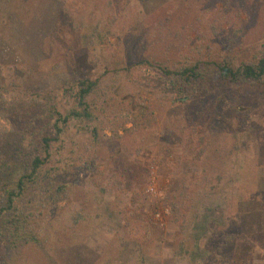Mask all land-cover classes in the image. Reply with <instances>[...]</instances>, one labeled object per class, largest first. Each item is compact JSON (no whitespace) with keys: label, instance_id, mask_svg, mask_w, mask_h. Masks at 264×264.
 Listing matches in <instances>:
<instances>
[{"label":"rangeland","instance_id":"rangeland-1","mask_svg":"<svg viewBox=\"0 0 264 264\" xmlns=\"http://www.w3.org/2000/svg\"><path fill=\"white\" fill-rule=\"evenodd\" d=\"M90 1L0 0V67L9 70L0 79V138L14 136L23 153L30 154L32 140L22 133L39 131L52 109L65 114L74 106L71 95L76 88H67L81 78H98L105 97L145 107L149 121L133 124L124 110L111 112L116 134L111 136L102 119L98 141L91 142L88 133L70 119L60 135L62 148L58 150L54 143L42 168L51 184L48 180L39 184L16 203L20 213L30 215L29 227L38 236V244L13 249L0 241V264H99V257L112 247L110 240L118 243L120 238L126 241L124 251L115 252L118 259L113 264H191L182 250L193 249L192 220L216 203L223 207L226 226L213 228L205 238L204 249L221 245L217 252L212 251L211 260L200 264H264V84L235 85L214 76L194 93L177 95L164 89L153 63L140 61L145 57L163 60L169 55L177 60L198 58L206 69L203 61L209 55L240 53L236 47H243L241 54L256 50L264 29V0H230L222 24L214 31H203L202 40L196 34L201 31H189L187 37V23L198 30L215 24L208 1ZM87 6L107 7L106 20H111L110 12L116 20L109 32L107 22L99 21L96 32L100 38L91 35L89 42L79 44L76 34L82 30L73 33L67 29L87 18ZM165 8L174 13L167 39L171 36L176 45L186 44L167 55L162 52L165 45L155 40L163 30L157 18ZM139 9L141 19H137ZM234 12L239 14L233 16ZM198 13L202 27L195 20ZM58 20L65 24L54 26ZM182 21L185 31L178 28ZM152 40L154 44L145 46ZM99 94L96 91L87 97L91 107L104 99ZM92 149L95 156H89ZM64 157L69 163L65 172L61 169ZM90 159L93 164L86 169ZM118 164L128 175L119 172ZM11 165V170L1 174L5 183L14 181L23 170L22 162ZM149 166L156 174V194L152 195L145 191ZM79 182L81 189L77 188ZM100 186L103 192L98 207L109 204L120 210L116 214L121 224L119 237L115 239L116 232L102 222L109 218L91 220L90 215L84 223L91 230L71 236L70 228L62 229L54 201L57 199V207L66 203L73 210L82 206L81 214L90 213L84 207L90 199L87 202L84 194L89 189L98 192ZM70 187L74 194L65 202ZM172 197L183 220L175 221L169 202ZM211 199L213 203H209ZM163 206L169 214L158 225L152 214ZM255 233L256 240L250 236L248 241H239Z\"/></svg>","mask_w":264,"mask_h":264},{"label":"trees","instance_id":"trees-1","mask_svg":"<svg viewBox=\"0 0 264 264\" xmlns=\"http://www.w3.org/2000/svg\"><path fill=\"white\" fill-rule=\"evenodd\" d=\"M93 1L94 0L90 2ZM138 1L139 3H141L144 0ZM204 1H208L212 7L211 12H209L208 10L207 11L210 13L211 18L214 19L215 24L207 25V30L205 29V27L204 30H198L197 28L191 26V23H187V37L189 31H201L196 34L199 39L202 40L204 34L203 31H206L207 33L209 30L214 31L216 30V28H219V26L222 24L221 22H223L224 20V12L230 11V0ZM90 2H88V5L90 4ZM217 4H219L220 6L218 7ZM107 6H110V2H107ZM169 8L163 9L160 17L157 18V25L163 27V30L161 31V33L163 34L160 33V36L155 37V40H159L161 44L165 45L164 49L162 50L164 55H167L168 53H174L178 46H180L181 48L183 46H186V44L176 45L174 39L171 36L169 39H167L168 35H170L168 25L170 23L172 15H174L173 11ZM108 10L109 9L107 7L94 8L91 6H87L85 12L87 18L85 20H79V22L77 23L78 25H72L71 23L67 29L69 32L73 33L75 30L77 32L82 30V33L76 34V43L84 44V40H87L91 35L100 38V34L96 32V29L99 21L101 20L107 22V27L105 26L107 32H109V30L113 28L112 24L116 20V17H114V15L110 12V17L112 16L111 20H106L107 15H105V13L108 12ZM136 12L140 13L141 11L139 9ZM142 12L137 15V19H141L139 17L142 15ZM238 14V12H234L233 16H236ZM199 15L200 14L198 13L195 20L196 22H198L199 26L202 27L204 26V24L201 22L202 20L199 18ZM69 21L72 22L71 18H69ZM64 24L65 21H62L60 23V20H58L57 23L55 22L54 26ZM178 24H180V26L178 27L180 31H185V23L182 21ZM44 38L45 36L42 38V40ZM160 39L162 40L160 41ZM155 40L146 42L145 46H149L152 43L154 44ZM87 42L89 41L87 40ZM40 44V50L42 53H44L46 50L43 49L42 43ZM236 48L241 52L237 54L230 52L220 53V55H217V57H212L210 55L206 57L203 61L204 66H207L206 69L201 68L202 61H200V59L198 58H191L190 60H186L183 57L182 59L177 60L176 58L171 59L169 55L163 60H152V58L145 57L140 61L148 64L150 62L153 63L155 65V68L163 78L162 80L164 81V89L168 90L170 93H175L177 95L182 94L184 91L194 93L197 89H199L198 87L200 86V84L209 81L210 78L214 76L225 82H229L235 85L252 86L260 85L261 83L264 84V29L262 31L261 39L256 50H248L246 54H241L243 47ZM237 49H234L233 51L237 52ZM240 57H242V59L238 60ZM8 71L3 67H0V79H3L7 75ZM70 85L71 86L70 88H67V91H69V89H72L73 86H75L76 88L75 92H73V94L71 95V98L74 100V106L70 107V109H68L65 114L60 113L57 109H52V113L47 117L45 125L41 127L39 131H37L36 133L32 131L30 133H22V135L24 136L29 135L32 140L30 154L23 153L22 149L20 148L21 146L16 145L17 142L14 136L11 137L10 134H4L0 138V241L3 242L6 246H10L13 249H15L18 245L25 244V248H28L27 246L31 247L38 244V236L33 233L29 227L30 223L28 217L30 215L20 213L17 209L16 203L21 201L22 199H26L28 194H30V192L33 191L39 184L42 185L47 180V182L51 184V181L49 180V178H47V171L43 170L42 168L49 160L52 145L54 143H57V149L59 150L62 148L60 135L70 119L78 124L79 129L83 133H88L89 137L91 138V142L93 140L95 142L98 141V127L104 126L100 125L102 119L107 122L106 127L111 129V136H114L116 134L115 123L112 121V118L109 115L111 112L124 110L127 115H130L131 122L133 124L137 123L141 125L142 122L149 121V118H147V111L145 107L133 103L123 105L122 102L118 101L111 95L105 97L104 93H102V91L98 88V78L76 79ZM96 91H100L99 96H103L104 99L100 100V102L91 107V104L88 101L87 97L90 94L96 93ZM49 119L52 121H49ZM120 127H122L123 131H126V129H124L123 127V124H120ZM69 152L71 158L73 154L72 149L69 150ZM89 156H95V149H92L91 155ZM65 158L68 157L63 158L64 162L61 165V169L63 172L66 171L69 165L67 159ZM20 162L23 163L22 172L11 183H5L1 174L7 170H11V168L13 167L11 164L15 166ZM90 164H93L91 159L85 165L86 169L90 168ZM117 166L121 168L119 169L121 170L119 171L121 172V174L128 175L127 169L123 168V166H121L120 164H118ZM82 186L83 185L80 184V182L77 184L78 189H81ZM70 188L71 189L68 192L65 191V202L70 200L68 195L72 196L74 194V188ZM98 189V192H94L89 189L84 194V196H86L87 202L88 199H90V202L84 205V207H86L87 209H91L90 213L81 214L79 213V210L80 208H82V206L79 209L73 210L70 205L66 203L63 207H57V199L54 201L55 204L53 205V207L58 208L57 216H59L61 219L59 220L61 221L62 229L70 228L71 236L74 237L80 232L91 230L92 227L84 223V221H86V219L88 218L87 215H90L89 218H91V220L92 218L98 216L103 217L104 220L109 218L108 220L102 222L111 226L112 229L116 232L114 233L115 239L119 237L117 235V228L120 227L121 224L119 223L118 216L116 217V214L117 211L120 210H116L109 204H104L99 208L98 205L102 198L101 196L103 188L100 186ZM176 191L177 193L179 192L178 190ZM57 192L58 196H60V189L58 190L57 188ZM169 202L171 212L175 217V221L179 217H181V219L183 220L184 214L182 213V211H180L176 199L172 197V200H169ZM209 203H213V200L211 199ZM80 204L83 205L82 203ZM222 211L223 207L220 205V203H216L214 206L210 204L206 207L205 211H203L199 217L194 216L191 229L193 249H190L189 251L187 249L182 250L188 253L189 258L192 260L191 264H200L204 261L211 260L210 257L212 256V251L215 250V252H217L219 250V247L221 245L219 243L213 245V250L204 249L203 246L201 247V245H204V243L206 242L205 238L209 236V234H211L213 228L221 227L222 230L223 227L225 228L226 223L223 220ZM211 212H215L212 217H210ZM239 235L241 236L240 233ZM250 236H252V239L254 240L259 237L255 233L246 237L243 236L241 239H239V241H248L249 238L247 237ZM124 239L125 238H120V241L118 243H115L114 239L110 240V243H112V247L110 248L109 246L107 248L108 251H106V253L102 257H99V260L97 262H99V264H113V259H118V257H116L115 255V252L119 250L124 251V249H122L124 242H126L124 241ZM121 242H123L122 245ZM111 252L114 253V256H111ZM122 262L123 261H121V263ZM143 263L144 262L141 261L137 264ZM123 264H127L126 261H124Z\"/></svg>","mask_w":264,"mask_h":264},{"label":"built area","instance_id":"built-area-1","mask_svg":"<svg viewBox=\"0 0 264 264\" xmlns=\"http://www.w3.org/2000/svg\"><path fill=\"white\" fill-rule=\"evenodd\" d=\"M146 187L145 191L149 194H156V187H155V169L153 166L148 167V175H147ZM169 214V209L167 206H163L161 209L155 210L152 214L153 219L158 225H163L166 221V217Z\"/></svg>","mask_w":264,"mask_h":264}]
</instances>
